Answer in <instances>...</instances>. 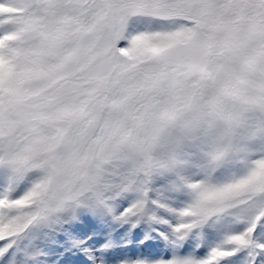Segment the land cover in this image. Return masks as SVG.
<instances>
[{
    "label": "snow or ice",
    "instance_id": "1",
    "mask_svg": "<svg viewBox=\"0 0 264 264\" xmlns=\"http://www.w3.org/2000/svg\"><path fill=\"white\" fill-rule=\"evenodd\" d=\"M226 104L264 106V0H0V249L54 214L53 194L146 183L156 133ZM239 166L184 182L174 231L205 229L207 253L157 264H264V153Z\"/></svg>",
    "mask_w": 264,
    "mask_h": 264
},
{
    "label": "rangeland",
    "instance_id": "2",
    "mask_svg": "<svg viewBox=\"0 0 264 264\" xmlns=\"http://www.w3.org/2000/svg\"><path fill=\"white\" fill-rule=\"evenodd\" d=\"M106 167L123 172L126 166L114 161ZM240 171L239 164H230L216 177ZM190 203L186 184L173 174H159L146 183L140 179L130 187L117 182L102 201L71 207L56 222H40L5 245L0 264H157L174 257L201 258L207 253L206 230L192 229L183 239L174 231L180 211ZM141 204L142 210L125 214Z\"/></svg>",
    "mask_w": 264,
    "mask_h": 264
},
{
    "label": "clouds",
    "instance_id": "3",
    "mask_svg": "<svg viewBox=\"0 0 264 264\" xmlns=\"http://www.w3.org/2000/svg\"><path fill=\"white\" fill-rule=\"evenodd\" d=\"M264 153V106L200 105L156 133L137 161L148 178L169 173L191 182L197 174L217 172ZM79 205L57 206L47 220Z\"/></svg>",
    "mask_w": 264,
    "mask_h": 264
}]
</instances>
